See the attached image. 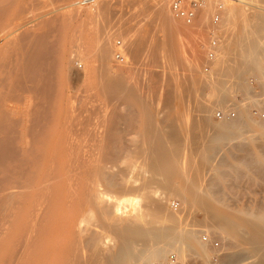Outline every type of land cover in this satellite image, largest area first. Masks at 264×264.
<instances>
[{"label": "bare ground", "instance_id": "1", "mask_svg": "<svg viewBox=\"0 0 264 264\" xmlns=\"http://www.w3.org/2000/svg\"><path fill=\"white\" fill-rule=\"evenodd\" d=\"M145 1H136L139 8L134 12L142 14L144 21L147 18L148 22H157L162 35L145 33L136 38H127L126 33H123L126 40L123 42L122 66L119 68L108 65L114 51L110 47V38L116 32L107 28L113 23L112 10H108L112 5L103 2L104 5L100 4L90 16L96 28L90 33L91 43L88 51L82 55L83 59L80 55L82 52H79L85 62L81 78L82 83H87V87L93 90V97L106 106L101 113L102 105H97L100 108L98 111L95 105L97 110L93 109L91 103L92 110H96V113L92 111L93 115L96 114L94 117L102 118L90 124L89 119H83L85 115L82 113L91 114V108L86 107L88 103L85 105L79 100V85L72 84L66 89L58 87L55 90V84H52L55 81H52L53 75L56 78L57 73L68 83L76 84L80 78L71 68L73 57L60 50L61 44L56 45L60 47L59 54L54 56L48 53L50 50L55 52L46 38L48 31L51 32V29L47 30L50 24L41 21L37 30L32 31L30 27L12 30L13 23L9 20L14 16L9 19L5 11L12 0H0V264H141L144 259L155 263L163 259L168 249L178 245L192 243L202 249L204 246L198 241L197 234L203 225L207 231H210L211 226H218L235 241L238 252L224 254L223 264H264V216L248 217L243 212H229L222 207L224 205H218L220 202L216 203L217 198L208 195L205 186H200L204 165L206 167L204 163L208 159L206 156H209L212 146L225 137L235 135L240 131V126L245 125L239 119L242 122H238L240 126L237 122H229L228 118L219 120L220 123L210 122L207 115L214 107H227L228 94L240 89V83L246 80L241 76L242 73L262 70L264 7L253 9L240 7L243 4L229 3L216 29L220 36V49L212 62L213 73L210 71L209 77L201 76L203 80L196 73L189 72L188 76L182 77V81L181 78L178 81V76L174 77V80L177 79L175 83L172 79L176 74L167 76L164 74L166 69H175L177 65L183 64L190 71H198L197 51H189L186 46L184 48L189 51V55L183 53L182 44L186 37L182 35L181 38L182 29L190 26L172 15L168 0H152L150 6ZM20 5L18 8L24 6ZM211 8H214V2L208 0L198 11L192 25L194 28L190 27L194 35H198L196 30L199 33L203 30ZM68 23H65L66 26ZM53 28L52 32L57 30L56 26ZM132 28L137 27L134 25ZM75 29L78 33V28ZM192 37L188 39L191 41L190 48H193ZM199 37L201 34L195 39L200 41ZM55 50L58 51L57 48ZM151 51L156 52L153 53L155 55H149L150 59L153 62L157 59L162 70L165 69L164 86L159 88L160 91L155 89L156 93L159 91L158 97L147 88V83L146 87H142V84L138 85L137 79L138 83L132 85L124 74V69L134 66L132 64L140 53L145 52L147 55ZM55 67L57 72L54 71ZM133 68L138 69L135 66ZM202 84L210 89V93L206 97L201 95L204 92L197 95L205 100L196 104L198 113H201H186V106L191 98L195 99L198 87ZM87 87L84 88L88 90ZM152 97L162 102L160 110L155 111L150 106ZM126 99L136 106L123 112L128 116L107 109L111 104L123 105L118 104V101ZM204 111L209 112H205L206 115ZM118 119L139 125L135 127L136 135L130 139L128 137V141L125 140L127 137L124 139L119 135L121 129L118 131L119 128L115 126L120 121ZM201 138L204 144L199 141ZM171 195L178 197L181 202L180 212L168 209L167 202ZM196 210L202 211L204 219L193 222L188 216ZM183 217L193 223L183 222L186 220ZM93 219L100 224L97 223V226L101 230H85L81 227L85 222L90 224V228ZM181 219L182 224L188 225L181 226ZM178 224L181 228H178ZM65 230L72 233L69 240L60 238ZM84 230L91 231L84 236ZM157 242H164V246L156 245ZM59 246L69 247H64L61 252ZM185 255L183 252L177 253L181 260Z\"/></svg>", "mask_w": 264, "mask_h": 264}, {"label": "rangeland", "instance_id": "2", "mask_svg": "<svg viewBox=\"0 0 264 264\" xmlns=\"http://www.w3.org/2000/svg\"><path fill=\"white\" fill-rule=\"evenodd\" d=\"M117 1L109 0L110 6L112 5L111 7L114 8V9H112L111 7L108 9V10H110V9L112 10L113 18H112L111 23L112 22L113 23L112 24L110 23L111 25H109L107 28L110 27L109 28L110 31L116 30V32L114 33L116 36L113 34L112 35L113 37L111 36L112 38H110V45H111L110 47H113L111 49H113L114 51L112 50L113 51V53L111 52L112 56L110 55L111 58H109L110 60H108L109 61L108 65L113 67V68H119L120 66H122V62H121L122 58L120 60H118L116 58V52L119 51L120 54H121V57H123V53H124L123 52V50H124L123 42H125V40H126V39H124L126 37V35L128 36L127 38H129V37L130 38H133V37L136 38L139 34H145V33H148V35H151L153 33V35H156V36H158V34H159L160 37L162 35V32L159 30L160 28H159V25L157 24V22H153L152 20H150L148 22V19L146 18L145 19V21L147 20L146 21L147 23H146L144 21L145 17H143L142 14L138 15L137 13H135L137 11V9L139 8L138 2H136V1H142L143 2L144 0H130L128 2H127V0H117ZM146 1L145 2L147 4L146 3L145 4L150 6L151 3H152V0H149L151 2H148V0H146ZM242 1H243L242 3H239L238 1H235L234 4H238V5L239 4H243L240 7L244 6L246 8L249 7V8H253V9H259L258 8L259 6L260 7H262V6L264 7V1L263 0H258V1L255 0V2H252V0H249L252 3H250L249 1H248L249 2L248 3L247 0L246 1L242 0ZM103 2H104V4H106L108 1L107 0H31V1L30 0H26V2L24 3V0H15V3H14V0H12V2H10V4H8L9 6H7V9L5 10L9 19L11 18V16H14V17L11 18V20H9V21H11V23H13L12 24V30H15L16 28L24 29L25 27L26 28L30 27L29 29L32 30V31L33 30H37L40 27V25H41V21L42 22L46 21L47 24L48 23L50 24V25L48 24L49 26H48L47 30L51 29L50 30L51 32L49 33V31H48L49 38H48V36L46 38H47V43H50L52 51H55V52H51V50L48 48L49 45L46 44L48 46V47L46 46L47 47L46 49L50 50V52H48V53H50V55H54V54L56 55L57 53L59 54V52L63 51L66 54L71 55V58L73 57L72 58L73 61L71 62V68H72V70L74 72L76 71L77 76L80 78L79 81L76 82V84H75V82L68 83L64 79L62 80L61 77L59 76V74L57 73V75H55L56 78L53 75V78H52L53 80L51 79L52 81H54V79H55V81L52 83L53 85L55 84L54 85L55 90L59 89L60 87L66 89L68 86H71L72 84H74V86L79 85V87H80V89L78 91V95L80 96L79 100L82 103H85V105L88 103V105H86L87 108L88 107L91 108V106H93V109H96L97 105L98 106L102 105L103 108L101 107V110H100V108L97 107L98 111L100 110L99 112H101V113H103L102 110L106 109L105 108L106 106H103V103H100L99 99L93 97V95H94L93 90H90L87 87L88 86L87 83H85V82L82 83L83 79L81 77H82L84 66H85V62H84V60H82L83 59L82 55H84L88 51L89 45L91 43L90 42L91 41L90 40V33L93 32V30L96 28V26L94 25L92 20H90V16L92 17V14H93L92 12H96L97 11L96 8L100 7V4L104 5ZM112 2H114L115 4L114 3L112 4ZM20 3H21V5L24 4V6L23 5L21 6ZM135 3H136V5H135ZM229 3H233V2H228L227 5ZM28 4H30V5H28ZM19 5L22 8L21 7L18 8ZM95 5H97V7H95ZM254 5H256V6H254ZM168 6L170 8L169 0H168ZM101 7H103V6H101ZM232 7H235V6H232ZM236 7L238 8L239 6H236ZM214 8H211L209 13H208V15L206 16L207 20L203 24V27H204L203 30L201 29L200 33H199L198 30L195 31V29H194L195 33L197 32L198 35L201 34V37L203 39L201 37H199V39H198L200 41L202 40L201 42L197 41V39H195V37H197L198 35L197 36H196V34L194 35L193 31L190 30V27L194 28L192 26L193 24L192 25L185 24L186 26H190V27H188V29L187 28H183L182 29V33L183 34H181V38L183 37L182 35H185L184 38L186 37L183 40L184 44H182V47H183L184 51L183 50L182 51H183V53L186 52L188 55H189V51L190 50H192L193 52L195 50L197 51L196 55H198L199 58L196 56L198 58V61H196L198 64L196 63V65L198 67V71H196V70H194L196 72L190 71V70L186 69V66H184L183 64L177 65L176 68H175L176 70L175 69H170V70L166 69L167 73L165 71L164 74H168L167 76L172 75L173 73L176 74V75L173 74L174 76H173V79H172L175 83L177 82V79H175L176 80L175 81L174 77L177 78V76H178L179 77L178 81H180V78H181V81H182V79L184 77L188 76L191 72L196 73L197 74L196 76L200 77L201 79H203V77L205 78V77H209L211 75L210 73H205L204 72L203 66H204V63H205V60H206L204 44L208 40L209 28H210V24H211L210 23L211 22V16H212V14L214 12ZM135 9H136V11L134 12ZM132 12H134V14H133L134 16L131 15ZM128 13H130V17H129ZM225 13H226V11L223 13V16H224ZM18 16H19V19H18ZM69 16H70V18L68 19ZM86 16H87V18L89 20H87ZM124 16L126 18H123ZM132 17H133V20H132ZM127 18H128L129 21L125 20ZM134 18H136V20ZM20 20H21V22H20ZM54 21H55V23H54ZM90 21H91V23H90ZM132 21H133V23H132ZM24 22H26V23H24ZM87 22H89V23H87ZM128 22H129V24H128ZM136 22H138V23H136ZM20 23L22 24V26H20ZM39 23H40V25H39ZM59 23H62V24H59ZM65 23L66 24L68 23V26H66ZM83 23H84V25H83ZM17 24L20 27L17 26ZM88 24H89V26H88ZM133 24L137 28L133 29L132 28V27H134ZM139 24L140 25L142 24L141 27L143 29L140 27ZM60 25L62 27H60ZM53 26H56L57 28H55V29H57V30H54L52 32ZM116 26H117V28H115ZM118 26H120L121 29H118L119 28ZM130 26H132L131 29H129ZM31 28H33V29H31ZM75 28H78V29L81 30V31H79L77 29V31L80 34V36H78L79 34L76 32ZM112 29H114V30H112ZM138 29L140 30V33L138 32ZM156 29H158V30H156ZM71 30H72V33H71ZM129 30H130V32H129ZM149 30H151L153 32L149 33L150 32ZM73 31H75V32H73ZM131 31H132V33H131ZM61 32H62V34H61ZM80 32H82V33H80ZM186 32H188V33H186ZM189 32H190L191 35L189 34ZM73 33H76L77 36L75 34L73 35ZM86 33H88V34H86ZM123 33L124 34L126 33V35L124 36ZM81 34H83V35H81ZM132 34L134 36H132ZM192 35L195 36V37L193 38ZM61 36H63V37L60 38ZM69 36H70V41H69ZM71 36H72V38H71ZM190 37H192L195 40V41L192 40V43H193V48L191 47L192 49L190 48V45H191V41H189ZM59 39H60V41L62 43L59 41ZM186 39L187 40L189 39V40L187 41ZM51 41H52V43L54 42V44H53L54 46L53 47H52ZM118 41H121V46H118V44H117ZM57 44H59V46L61 44V46H60L61 48L59 46H56ZM75 44H77V45H75ZM195 45L197 47H195ZM186 46H188V47H186ZM55 47L57 48L58 51L55 50L56 49ZM58 47L60 48V50L61 49L62 50L60 51ZM184 47H186V49H188V50L190 49V50L188 51ZM53 48H54V50H53ZM77 48H79L77 50L78 53H77L76 50H74V49H77ZM80 49L81 50L83 49V50L81 51ZM111 49H110V51H111ZM74 51H76V52H74ZM79 52H82V53L80 54ZM154 52H156V51L148 52L147 55H146L145 52L144 53L143 52L140 53V56L136 60H134V64H132V66L134 65L135 68H138L140 70H138V69L135 70L133 68L134 67L133 66L132 67L133 69L132 68L124 69V74H126L127 80H129V82L130 81L132 82V85H133L134 82H136V83L139 82L140 84L138 83V85L142 84L141 85L142 87H144V86L146 87L148 85L147 88L148 89L150 88L152 92L154 91V96L158 97L157 94L160 91L159 88H162V86H164L162 84H164L166 76H163V70H165V69L162 70V66L161 67L159 66V64H161V63H159V61L157 59L156 60L154 59L155 60L154 62H153L152 58L150 59L149 55H152ZM74 53H77L78 55L80 54L82 59H81L80 55L78 56L77 54H74ZM186 53H185V55H187ZM144 54L146 56H144ZM74 55H76L77 58L74 57ZM153 55H155V54H153ZM142 56H144L143 57L144 59L142 58ZM145 57H147V58H145ZM153 63L155 64V66L153 65ZM140 64H142V65H140ZM156 64H158L157 65L158 68L156 67ZM261 64H260V66H261L260 69H262V70H260L261 72L259 71V69H257V70H254V72H252V73H251V71L250 72L246 71V72L242 73L241 76L244 79H246V80H244V82L240 83V85H239L240 87H238V88H240L241 90L238 89L237 91H234L232 94H228L227 100H226V102H227L226 105H227L228 108L226 106L224 108H220V107L219 108L218 107H214L213 108L212 107L213 109L210 108L212 110H210V112L208 111L209 112L208 115L206 114L208 112L204 111V113L206 112L205 114L208 116L210 122L220 123L222 120L220 119L221 121H219L218 119H216L214 117V112L216 110H222V109L223 110L234 109L235 117L233 119H230V120L227 119V121L232 122V123L233 122L234 123L237 122L236 124H238V122L240 123L241 121H243V123L245 124L243 126H240L238 124L240 126V131L238 133H236L233 136L225 137L223 139V141H221V142H219V143H217V144L212 146L211 151L209 153V156L208 155L206 156V157H208V159L210 158V160L212 162L210 160H208V159L205 161L204 164H206V167L204 165V169H203V172H202L203 173V175H202L203 179L201 178L202 180L200 181L201 182L200 186L201 187L205 186L206 189H208L207 190L208 191L207 192L208 195L212 196V198H215V199L217 198V200H215L216 203L220 202V203H218V205H220V206L224 205L222 207L224 209H226L227 211H229V212H243V213H245L244 215L247 214L246 216H248V217H254L255 215H261L262 217L264 216V57L262 58ZM46 66L47 65H45L44 67H46ZM212 66L213 65H211V68H212ZM48 67L50 69L52 68L51 66H48ZM56 69L57 68L55 67L54 71L57 72ZM194 69H196V68H194ZM43 70L45 72H48L47 68L46 69L44 68ZM52 70H53V68H52ZM149 70H150L151 73L149 72ZM160 71H162V72H160ZM213 71L211 73H213ZM56 72L54 74H56ZM138 72H139V74H138ZM169 73H171V74H169ZM154 74L155 75L157 74L158 77L154 76ZM182 75H184V76H182ZM159 76L161 77V79H160ZM201 76H203V77H201ZM141 78L144 79L145 81L142 80ZM57 79H58V81H57ZM137 79H139L138 82H137ZM251 79H253L255 81V83H254L255 84V88H253L252 85H250V80ZM141 82H143V83H141ZM144 82H145V84H144ZM148 82H149V84H148ZM67 83L70 84V85H67ZM146 83H147V85H146ZM152 83L154 85L156 84L157 86L156 85L154 86ZM241 86H243V88ZM84 87H87L88 90H86ZM153 87H156V88H153ZM157 88H158L159 91L157 90L158 92L156 93L155 89H157ZM198 88L199 89L203 88V90L202 89H200V90L198 89V92H197V94L195 96V99L191 98V100H190L191 102L186 106V110H187L186 113H189V112H192V111H193L192 112L193 115H197V114L201 113L200 111L198 113V110L196 108V106H197L196 104H197V102L205 101L203 97L204 96L206 97V95L210 93V89L207 86H204L203 84L201 86H199ZM203 92H204V94H201V95H203L202 100H201V97H199L200 96L199 93H203ZM255 92H258V93L256 94ZM198 94H199V96L197 97ZM242 95H244L243 96L244 99H243ZM246 96H247V98H246ZM156 98L152 97V101H151V99H149L151 101V102L150 101L149 102L152 103V105H150V106H152L155 111L156 110H160L163 107V105H160V104H162V102L159 101V100H156ZM95 100H96L97 103L95 102ZM242 100L245 101L244 104L242 103L243 102ZM115 101H114L113 104H115ZM240 101H242L241 102L242 104L240 103ZM159 102H161V103H159ZM228 102H231V104L230 103L228 104ZM91 103L93 105H91ZM119 103H123V105H127L128 104L129 106L128 105L127 106H123L122 104H120L122 106L121 107L119 105L117 106V104H116V106L111 104V105H109L111 107V109L109 108V106H107V109L110 110V111H112L114 109V111H116V114L125 115L124 113H125V111L128 108H130V107L136 108V106L132 105V101L127 100V99L125 101L124 100L118 101V104ZM94 105L96 106L95 108H94ZM244 106H246V109H245ZM192 107H193V109H192ZM90 108H89V110H90ZM116 109H118V110H116ZM244 109L247 110V112ZM96 110H92V108H91V114H89V115H88V112L84 111L87 114L86 115L85 113H82V115H85V118H83V116H82L84 121H85V119H86V121H87V119H89L90 120L89 123L90 124H92V123L94 124L96 119L100 120L102 117L99 118L100 117L99 116L97 118L96 116L94 117V115H96V114H94V115L92 114L93 112L96 113L95 112ZM98 111H97V113H98ZM109 113L111 114V112H109ZM192 113H190V114L192 115ZM241 113H243V114H241ZM88 116H90V117L86 118ZM91 116H92V118H91ZM97 116H98V114H97ZM101 116H103V115H101ZM125 116H128V115L126 114ZM93 117L95 118V120H94ZM90 118L93 119V120H91ZM238 119L241 120V121H238ZM118 120H120V119H118ZM117 123L118 124L120 123L119 124L120 126ZM117 123L115 124V126H117V128H119L118 131L121 129V132H122V133L119 132V135L121 134L120 136H122L124 139L127 137L125 140H127L128 137L130 139V138H132L131 136L136 135L137 128H135V127L138 125L137 123L133 124L134 128H132L133 125L131 123L127 122V121L125 122L123 120H120ZM121 123H123V125ZM256 123H258V124L260 123L261 125L260 124L258 125ZM262 123H263V125H262ZM241 124H242V122H241ZM250 125H252V126H250ZM245 127H247V128H245ZM123 135H125V137ZM203 140L204 139L199 140V141H202V143H203ZM206 140H208V138H206ZM202 143L199 142V144L201 146H202ZM196 145L199 147V145L197 143H196ZM204 176L206 178H204ZM204 181H205V183H204ZM205 187H203V188L205 189ZM171 196L172 197L170 199H168L169 202H167V205L169 204L168 205V209L170 208V211L179 210L177 212H180V210H181V202L179 201L178 197L173 196V195H171ZM172 200H176L179 203L178 208L175 209V210L171 206V201ZM129 208L130 207H128V209ZM188 217H190V219L193 220V222H196V221L198 222V220H200V219L203 220L204 219V214L202 213V211L196 210L194 212V214L191 213V214H189ZM183 219L184 220L186 219L185 221H183L185 223H186V221H187V223L189 221H190L189 223H193L190 219L188 220L186 217L185 218L183 217ZM183 219H181L180 225L184 227V226H187L189 223L188 224L183 223L184 224L183 225L182 224V220ZM262 219L264 221V217ZM93 221H95V220L93 219L92 220V224H91V227L93 229L91 227L89 228L88 226H90V224L85 223V222L83 223L85 225L83 226L81 224V227L83 229L88 228V229H91V230H96V229L98 230V228H99L97 226L98 222H96V221L93 222ZM93 225H94V227H93ZM181 226L179 227V224H178V228H181ZM203 226H202L201 230L199 231L200 233H198L197 236L199 237L198 241L201 242V245L205 247L206 251L204 250V247L201 249L200 246H195L192 243H186L184 245L185 247L178 245V246H175V248L168 249L167 252L165 253L163 259H161L162 261L159 260V261H156L154 263L151 260H148V259L145 260L144 259L141 264H151V263L152 264H157V262L159 264H167V259H168V256L170 254H175L176 255V261L174 262V264H219V263L223 264L224 261H225L224 258H225L226 254H228L230 252H233V253H235V252L237 253L238 252L237 250H239V249H237L238 247L235 244V241L231 238V236L229 234H226V232H223L222 230H220V228L218 226H217L218 228L216 226H215V228H213L212 226L209 227L210 231L209 230L208 231L205 230V228H203ZM91 230H87L85 232L82 231L83 232L82 235L86 236L88 234L87 232L88 231L90 232ZM99 230H101V229L99 228ZM204 235L208 238V241H206V242H204L203 239H202V237ZM71 236H72V233L69 232V230H65V231H63L60 234V238H63L64 240H69V238H71ZM161 244H162V246H164V242H157L156 243V245H158V246H160ZM235 246H236V248H235ZM64 247H69V246H61V247L59 246V250L62 252ZM188 247H191L192 251ZM179 252H183V253L186 254L185 257H184L185 259L184 258L182 260L178 259L177 253H179ZM189 252L192 253V254H189ZM193 252L195 254H193ZM222 261H223V263H222ZM133 264H137V263H133ZM138 264H140V263H138Z\"/></svg>", "mask_w": 264, "mask_h": 264}, {"label": "built area", "instance_id": "3", "mask_svg": "<svg viewBox=\"0 0 264 264\" xmlns=\"http://www.w3.org/2000/svg\"><path fill=\"white\" fill-rule=\"evenodd\" d=\"M214 2V12L211 16V24L209 28V36L207 42L204 44V50L206 54V60L203 66L205 73H210L211 65L214 59L216 58L219 45H220V36L217 33L216 29L218 24L221 21L222 12L225 10L228 2H235L236 0H212ZM208 0H169L170 10L172 14L181 19L185 24L192 25L197 17L198 11L202 9ZM118 46H121V41L117 42ZM116 58L120 60L121 54L119 51L116 52ZM255 81L250 80V84L255 88ZM256 94L258 92H255ZM214 117L218 120L220 119H233L235 117L234 109L228 110H216L214 112ZM171 206L174 209H177L179 203L176 200L171 201ZM203 241H208V238L204 235L202 237ZM217 245V244H216ZM176 261L175 254H170L167 259V264H174Z\"/></svg>", "mask_w": 264, "mask_h": 264}]
</instances>
